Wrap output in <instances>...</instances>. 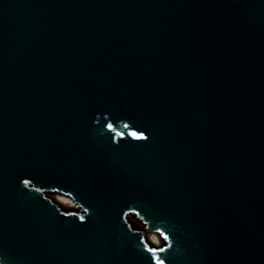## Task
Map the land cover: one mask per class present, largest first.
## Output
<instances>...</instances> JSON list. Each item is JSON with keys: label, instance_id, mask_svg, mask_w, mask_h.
I'll return each mask as SVG.
<instances>
[{"label": "water", "instance_id": "95a60500", "mask_svg": "<svg viewBox=\"0 0 264 264\" xmlns=\"http://www.w3.org/2000/svg\"><path fill=\"white\" fill-rule=\"evenodd\" d=\"M159 248L264 264V0H0V264Z\"/></svg>", "mask_w": 264, "mask_h": 264}, {"label": "snow or ice", "instance_id": "6c2138e0", "mask_svg": "<svg viewBox=\"0 0 264 264\" xmlns=\"http://www.w3.org/2000/svg\"><path fill=\"white\" fill-rule=\"evenodd\" d=\"M113 126L111 124H108V128L111 129ZM125 128H128L129 125L125 124ZM131 137L134 139H139L143 140L146 139L147 137L144 135L143 132H137V131H131L128 133ZM119 135V134H118ZM25 184L28 183V181H24ZM163 235V234H162ZM164 240L167 241L168 237L164 236ZM149 252L153 253L151 259L154 261V264H165V261L163 259H160L158 256L155 255L156 252H164L165 248H159V249H148Z\"/></svg>", "mask_w": 264, "mask_h": 264}, {"label": "rangeland", "instance_id": "374dc122", "mask_svg": "<svg viewBox=\"0 0 264 264\" xmlns=\"http://www.w3.org/2000/svg\"><path fill=\"white\" fill-rule=\"evenodd\" d=\"M55 199L58 200V201H61L63 203V205L67 206V207H76L75 203L72 201L71 198L67 197V196H64V195H61V194H55L54 195ZM61 198H65V200H67V202H64V200H61ZM153 235H156L158 237V241L155 242L157 245H160L161 244V238L159 235H157L156 233H152L150 234L149 237L152 238Z\"/></svg>", "mask_w": 264, "mask_h": 264}, {"label": "bare ground", "instance_id": "6f19581e", "mask_svg": "<svg viewBox=\"0 0 264 264\" xmlns=\"http://www.w3.org/2000/svg\"><path fill=\"white\" fill-rule=\"evenodd\" d=\"M61 200H64V202H67V200H65V198H61ZM152 240H153L154 242H157V241H158V237H157L156 235H153V236H152Z\"/></svg>", "mask_w": 264, "mask_h": 264}]
</instances>
